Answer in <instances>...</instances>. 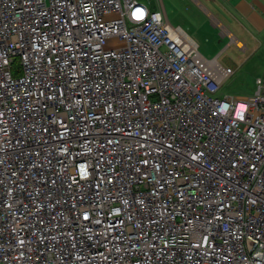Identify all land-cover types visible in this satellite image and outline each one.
Here are the masks:
<instances>
[{"label":"built area","instance_id":"2783aa9c","mask_svg":"<svg viewBox=\"0 0 264 264\" xmlns=\"http://www.w3.org/2000/svg\"><path fill=\"white\" fill-rule=\"evenodd\" d=\"M233 72L161 5L0 0V264H264V78Z\"/></svg>","mask_w":264,"mask_h":264},{"label":"crops","instance_id":"0c3cea01","mask_svg":"<svg viewBox=\"0 0 264 264\" xmlns=\"http://www.w3.org/2000/svg\"><path fill=\"white\" fill-rule=\"evenodd\" d=\"M208 1L213 6L215 3V12H210L218 20L214 22L209 17L215 29L208 36L224 43L214 57L223 58L231 46L235 48V56L224 59V64L234 67L230 77L238 76L243 68L247 69V83L251 86L243 95L248 97L257 90L256 79L264 78V0Z\"/></svg>","mask_w":264,"mask_h":264},{"label":"rangeland","instance_id":"374dc122","mask_svg":"<svg viewBox=\"0 0 264 264\" xmlns=\"http://www.w3.org/2000/svg\"><path fill=\"white\" fill-rule=\"evenodd\" d=\"M149 3L152 9H157L158 5L164 7L166 19L172 25H179L189 35H191L198 43L199 51L206 57H214L218 49H221L223 42L209 37L212 29L215 27L210 23V18L215 22L216 17L210 12H215L214 6L208 0H141ZM206 7L203 6V4ZM210 15V16H209ZM217 20V19H216ZM218 21V20H217ZM214 32V30H213ZM211 38V39H210ZM235 56V48L231 46L227 52L224 53L223 58L218 59L222 64L225 63L224 59L229 56ZM218 58V56H217ZM233 67V66H232ZM234 68V67H233ZM248 71L243 68L238 76L229 77L224 80L218 92L219 95H232L241 98L246 97L243 95L247 92L251 84L247 83L246 75ZM245 79L243 80V78Z\"/></svg>","mask_w":264,"mask_h":264},{"label":"clouds","instance_id":"9594fccd","mask_svg":"<svg viewBox=\"0 0 264 264\" xmlns=\"http://www.w3.org/2000/svg\"><path fill=\"white\" fill-rule=\"evenodd\" d=\"M143 15H146V12H143V13H141V12H138V13H137V16H138V17H141V16H143ZM155 15H158V13H157V14H155Z\"/></svg>","mask_w":264,"mask_h":264},{"label":"snow or ice","instance_id":"6c2138e0","mask_svg":"<svg viewBox=\"0 0 264 264\" xmlns=\"http://www.w3.org/2000/svg\"><path fill=\"white\" fill-rule=\"evenodd\" d=\"M134 15H137V13H134ZM138 17V16H137ZM139 18V17H138Z\"/></svg>","mask_w":264,"mask_h":264}]
</instances>
